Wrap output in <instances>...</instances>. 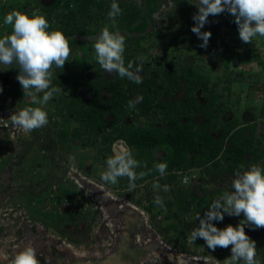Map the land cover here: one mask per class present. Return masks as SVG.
I'll use <instances>...</instances> for the list:
<instances>
[{
	"label": "rangeland",
	"instance_id": "rangeland-1",
	"mask_svg": "<svg viewBox=\"0 0 264 264\" xmlns=\"http://www.w3.org/2000/svg\"><path fill=\"white\" fill-rule=\"evenodd\" d=\"M109 1L113 2V0ZM116 2L139 4L140 0H116ZM13 3L19 10L23 0H0V37L11 32V26L5 25L3 19L13 10L11 6ZM172 3L169 1L155 16V19H158L157 22L161 21L163 27L168 25L173 18V13L181 19L187 14L193 15L198 11L195 6L197 0H185V3L179 4L180 11L178 10L177 13L175 11L177 4ZM30 6L26 5L28 9L26 13H29ZM108 12L109 10L105 13ZM106 16L103 18L104 22L100 21L96 26L90 23L89 29L96 33L100 32L105 25L111 28L112 24ZM182 26L183 21H179L177 27ZM221 33L227 45L231 46L237 42V35L239 37L238 31H229L226 28H223ZM253 39L255 47L257 46L261 52L264 37L257 36ZM150 42H147V45ZM185 42L184 50H178L175 56L166 54L164 56L163 49L158 52L161 55L159 57H162V61L160 60L162 66L159 64L162 70L165 69L166 63L167 65L170 63V58H173V63L180 64L188 55L199 54L197 47L200 43L199 38H193L192 47L188 44V39ZM93 43L94 41H91L85 45L92 46ZM169 47L172 49L171 46ZM212 52L213 55L210 58L205 57V64L211 67L209 72L213 77L214 75L222 76L223 69L219 63L223 57L220 58V51L215 48ZM257 58L261 56H254V61L251 62L244 56L239 61L227 57L234 71L239 68L248 71L250 75L246 78L252 86V88H246L247 84L245 86L237 81L231 84L229 90H220L225 85L222 81L215 86L217 92H222V98L230 97L229 102H232L228 119L232 117L242 119L247 105L251 108L259 106L264 94V63H258ZM72 59H74L72 67L75 71L83 67L85 61L90 63L88 78H99L105 73L95 59L93 46L92 51L89 52L79 46L69 56V61ZM69 64L71 65V62ZM16 67L13 64L6 70L7 66L0 64V79L8 81L11 79L15 83L11 87L12 92L8 85L2 88V93L7 89L4 93L6 102L3 104L6 105V110L3 112V119L22 108L38 107L33 105L31 99L23 93L16 79L18 74ZM155 67L158 68V65L153 64L151 69ZM56 71L59 72L60 69L54 68L53 77H56ZM53 86L56 84L54 83ZM239 88L244 91L240 92L239 101L234 103ZM39 95L42 96L43 93ZM64 95H68V92L66 91ZM59 96L60 94L55 95L44 106V110L48 113L46 126L30 133H24L19 128H11L7 131V128L0 127V158L6 154L10 155L0 164V264H9L11 256L27 245L36 250L40 264H73L75 260L81 264H89L88 261L96 263L94 259H102V256L116 249L120 252L115 255L120 259L119 264H224V259L231 255V246L217 247L215 251H212L207 248L202 239L198 238L194 243L188 241L191 231L199 223L194 217L197 213L202 216L206 210L200 205L202 191L198 186L194 184L191 188L181 187L182 190H187L185 196L181 195L178 188L184 185L183 181L194 178H191L193 173L191 170L182 175H179L178 171L175 172L178 176L172 180L165 175L163 177L155 175L149 180L138 179L135 182L136 188L132 191L128 190L126 177L118 178L115 185L105 183L101 179V172L106 168L105 161L113 155L114 150H119V145L129 148L119 135L124 130L123 134H125L135 125L140 123L144 125L145 117L138 115L129 123L126 112L115 124L117 129L112 131V127H102L101 130L105 136L102 138L103 134H101V140L93 141L94 144L89 139L83 144L88 137L86 134L71 143L61 142L59 138L61 132L66 131L67 135H73L72 132L75 129L80 130L83 127L78 121L62 116L65 110H61L60 115L54 114L55 107L60 108L55 105ZM131 102L135 104L136 100L132 99ZM48 111H51L53 118H50ZM110 131L112 135L106 138V133ZM261 143L264 144V142ZM246 161L248 167L243 166L245 170L252 165H257L249 157ZM28 166L30 167L26 170ZM156 184L160 187H154ZM217 184L218 181L210 178V182L204 183L202 188L207 193ZM165 185L168 191H164ZM64 189H67L69 194L63 195ZM148 192L154 194V198L160 196L163 207L155 204L148 209L145 201ZM35 206L39 209H34ZM44 213H52V217L48 218ZM81 215H84L83 219ZM85 216L88 218L86 222H83L85 233L79 235L77 228H79L80 219L84 220ZM241 219L243 214L231 217L225 214L222 222L213 221L212 223L217 228L218 226L224 228L229 224L235 227ZM121 226H126L127 230L122 227L120 232ZM261 231L258 235L251 236L256 242L257 258L264 264V259L259 258L264 254V229L262 228ZM101 239L102 242H99ZM62 242L66 244L69 252ZM78 251L84 255L82 258L86 261L84 259V262H81L73 257V252ZM124 251L127 252L125 253L127 259L124 257ZM101 264L114 263L112 260H107Z\"/></svg>",
	"mask_w": 264,
	"mask_h": 264
},
{
	"label": "trees",
	"instance_id": "trees-1",
	"mask_svg": "<svg viewBox=\"0 0 264 264\" xmlns=\"http://www.w3.org/2000/svg\"><path fill=\"white\" fill-rule=\"evenodd\" d=\"M169 1L177 4L176 13L180 11L179 4L185 3V0L118 3L122 13L116 17L117 25L109 28L110 31L123 33L125 37V65L129 62H133L134 66L142 64L143 71L139 73L142 83L136 84L116 73L105 71L102 77L88 78L89 62L85 61L84 66L75 71L72 67L74 59H68L63 69L56 71V77L52 79V85L55 83L64 90L55 101V105L60 108L55 107L54 114L60 115L61 110H65L62 116L78 121L83 127L80 130L75 129L73 135H67L66 131L61 132L60 141L71 143L86 134L88 137L83 144L88 139L92 143L100 141L101 134L104 138L102 127H112V131L117 129L115 124L126 112L129 123L138 115L145 117L144 125L140 123L131 127L125 134L124 130L119 135L131 149L133 157L141 162L142 166L136 171L149 172L139 180L159 176L160 173L154 167L158 162L167 164L165 176L169 180L178 176L175 173L177 171L182 175L191 170V178H194L183 181L184 185L178 187L180 193L185 196L187 190H182L181 187L191 188L195 184L202 191L200 205L207 209L223 192L234 191L231 186L234 174L241 166L248 167V157L255 164H264V144L261 143L264 142V94L258 107L245 106L242 119H228L232 106L230 97L222 98V92L215 90V86L221 81L225 85L220 90H229L231 84L236 81L245 86L247 84L246 88H252L246 78L250 75L248 71L240 68L237 71L232 70L235 74L233 76L228 70L230 62L227 57L239 61L244 56L251 62L254 61V56L260 55L261 58H257V62L263 64L264 46L260 52L254 45V39L252 43H244L238 35L234 45H227L221 30L226 28L229 31H238V28L234 23L235 18L225 11L219 15H210L209 22L201 28L202 32H211L206 48L200 47L202 41L199 39L198 55H188L180 64L173 63V58H170V63H166L165 69L162 70L159 66H162V57L158 54L161 49L164 56L166 54L172 57L178 50H184L186 39L192 47L193 38H198L190 32L195 23L193 15L190 14L179 19L180 17L177 18L171 13L173 18L167 28H159L155 16ZM27 4L31 5L29 14L33 9H39L50 24L49 30L58 29L64 33L68 38L70 55L79 46L87 52L92 51V46L85 43L95 41L100 32L94 33L88 25L92 23L96 26L98 22H104L103 18L107 15L105 12L110 10L111 5L109 0H23L19 10L16 4L11 6L13 10L27 12ZM179 21H183L182 27H177ZM149 41L151 42L147 45ZM214 48L220 51V58L223 57L220 62V65L224 66L222 76L213 77L209 72L211 67L204 61L205 54L210 58ZM153 50L155 53L151 54ZM153 64L158 65V68L151 69ZM66 91L68 95H64ZM241 91L244 90L239 88L234 103L239 101ZM132 99L136 102L134 107L130 108ZM136 109L137 111H134ZM48 112L50 118H53L51 111ZM221 118L227 120L222 121ZM112 131L106 133V138L112 135ZM210 178L218 181L219 185L205 193L202 185L210 182ZM62 194L67 195L69 192L64 189ZM154 196L146 193L148 209L155 205ZM34 209L39 208L35 206ZM37 211L39 214V210ZM44 214L48 218L52 217V213ZM123 228L127 230L126 226ZM261 229L252 230L245 227V233L253 240L252 236L262 232ZM259 258L264 259V254Z\"/></svg>",
	"mask_w": 264,
	"mask_h": 264
},
{
	"label": "clouds",
	"instance_id": "clouds-1",
	"mask_svg": "<svg viewBox=\"0 0 264 264\" xmlns=\"http://www.w3.org/2000/svg\"><path fill=\"white\" fill-rule=\"evenodd\" d=\"M195 6L198 11L192 16L195 23L191 31L202 41L201 48L207 47L211 37V32L201 31V28L209 22L208 17L225 11L235 18L234 23L237 25L242 42L252 43L254 37H264V0H197ZM121 13L119 4L113 0L107 13L113 27L116 24V17ZM3 23L11 26V32L0 37V64L7 66L6 70L13 64L17 66L16 79L23 93L31 99L33 105L38 107L22 108L3 119L2 115L6 110V105L3 104L6 102L4 93L7 89L2 93V88L8 85L11 91L15 83L11 79L9 81L0 79V123H3L0 127L7 128V131L11 128H19L24 133H30L48 124V113L44 110V106L55 95L64 91L52 85L53 68L63 69L71 49L68 38L62 31L49 30L50 24L39 9H33L30 14L14 9L4 16ZM157 23L158 25L160 23L159 28L168 26L163 27L161 21ZM92 46L95 59L105 72L116 73L121 78H127L136 84L142 83V76L139 75L143 71L142 64L134 66L133 62H129L125 65L123 57L125 37L119 31H110L105 25ZM228 70L234 74L232 72L234 69L229 67ZM40 93L43 95L40 96ZM129 107H134V103L130 102ZM118 147L119 150H114L113 155L106 159V168L101 172V179L105 183L115 185L118 178L126 177L128 190L132 191L136 188L135 182L149 172H137L136 169L142 166L141 162L133 157L131 149L122 145ZM9 156V154L1 156L0 164ZM143 166L146 167V165ZM154 167L162 177L165 175L166 163L158 162ZM231 186L234 191L223 192L211 202L202 216L200 213L196 214L194 219L199 223L191 231L188 241L194 243L198 238L202 239L207 248L212 251H215L217 247L231 246V255L224 259V264H262L257 258L256 242L245 233V227L252 230L264 228V165H252L246 170L241 166L240 170L235 172ZM154 187L158 188L160 185L156 184ZM168 190L165 185L164 191ZM153 202L163 207L160 196H156ZM225 214L230 217L243 214L244 218L235 227L229 224L222 229L217 228L212 222H222ZM83 216L80 217L83 219ZM87 220L86 216L84 220L80 219V225L77 228L79 235L85 233L83 222ZM104 223L106 225V221ZM99 242H102V239ZM62 244L69 252L66 244L64 242ZM73 257L81 262L85 259L82 258L84 255L80 251L73 252ZM102 257V259L109 258V256ZM102 259L94 260L97 262ZM9 264H40V261L37 259L36 250L27 245L11 256Z\"/></svg>",
	"mask_w": 264,
	"mask_h": 264
},
{
	"label": "flooded vegetation",
	"instance_id": "flooded-vegetation-1",
	"mask_svg": "<svg viewBox=\"0 0 264 264\" xmlns=\"http://www.w3.org/2000/svg\"><path fill=\"white\" fill-rule=\"evenodd\" d=\"M120 229V228H119ZM119 252V250H115V251H113V252H110L109 254H106V255H104V256H109V258H105V259H102V260H98L95 264H101V263H104L105 261H107V260H112L113 261V263L114 264H119L120 263V261H118V260H120V259H118V257H115V255L117 254H120V252ZM125 253H127L126 251H124V255H125ZM126 259H127V255H125L124 256ZM58 260L60 259V258H57ZM115 260V262H114V260ZM73 263H75V264H81L78 260H75ZM87 263H89V264H94L93 262H87Z\"/></svg>",
	"mask_w": 264,
	"mask_h": 264
},
{
	"label": "crops",
	"instance_id": "crops-1",
	"mask_svg": "<svg viewBox=\"0 0 264 264\" xmlns=\"http://www.w3.org/2000/svg\"><path fill=\"white\" fill-rule=\"evenodd\" d=\"M73 264H75V263H73Z\"/></svg>",
	"mask_w": 264,
	"mask_h": 264
}]
</instances>
